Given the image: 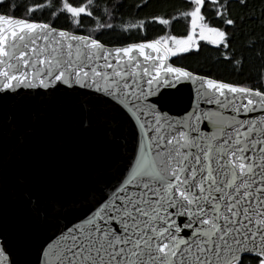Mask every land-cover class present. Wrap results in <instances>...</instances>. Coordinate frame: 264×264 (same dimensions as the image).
Masks as SVG:
<instances>
[{
	"label": "snow or ice",
	"instance_id": "snow-or-ice-1",
	"mask_svg": "<svg viewBox=\"0 0 264 264\" xmlns=\"http://www.w3.org/2000/svg\"><path fill=\"white\" fill-rule=\"evenodd\" d=\"M101 3L0 0V264H264V0L259 15L251 0L235 4L262 29L259 44L246 48L258 62L254 86L170 62L205 41L243 70V54L228 52L232 0H181L174 20L152 21L170 29L182 17L185 35L114 47L83 19H102ZM103 3L113 20L123 7ZM209 15L228 27L212 26ZM144 24L125 30L146 31ZM86 27L89 34L77 33ZM186 82L194 95L175 118L164 110L168 90ZM45 118L101 132L115 151L62 200L37 199L20 171ZM16 213L29 226L13 224L9 243L4 233ZM41 226L51 235L34 250L29 227Z\"/></svg>",
	"mask_w": 264,
	"mask_h": 264
},
{
	"label": "water",
	"instance_id": "water-1",
	"mask_svg": "<svg viewBox=\"0 0 264 264\" xmlns=\"http://www.w3.org/2000/svg\"><path fill=\"white\" fill-rule=\"evenodd\" d=\"M168 91L171 94L166 98L164 110L175 118L183 117L194 95L191 82H186L178 91ZM72 118L76 119L74 114ZM114 155L113 146L101 132L82 131L77 126L45 118L23 149L20 171L28 176L26 187L37 199L62 200L82 188L95 169L108 166ZM13 224L28 227L29 221L22 213L14 215L4 233V240L9 243L16 239ZM50 235L49 227H29V243L34 250Z\"/></svg>",
	"mask_w": 264,
	"mask_h": 264
},
{
	"label": "trees",
	"instance_id": "trees-1",
	"mask_svg": "<svg viewBox=\"0 0 264 264\" xmlns=\"http://www.w3.org/2000/svg\"><path fill=\"white\" fill-rule=\"evenodd\" d=\"M64 2L75 6L83 5L86 3V0H64ZM108 2L109 4L122 2L123 4V7L119 11H114V20L110 15L105 14L103 0L99 14L102 19L83 18L85 22L91 20V28L102 29L98 35V39L106 46L114 47L120 44L150 40L157 38L159 35H176L180 37L186 34V23L182 17L179 22H173L170 29L152 21L153 16L171 17L174 20L181 0H147V7H140L139 10H137L135 5H143L145 0H108ZM251 3L256 5V14L259 15L260 0H251ZM232 4L233 6L229 9V13L236 19L237 23L234 29H229L230 41L228 52H236L238 58L239 54H243V70L228 64L224 61L222 55L218 56L217 46L203 41L198 43V48L190 50L188 53L171 57L170 62L194 74H206L218 80H224L233 84L244 86L251 84L254 86L255 68L258 66V62L254 63L251 53L246 51V48L253 39H256L259 44V38L262 32L261 25L259 21H250L248 19V10L242 12L239 7L235 6L236 0H232ZM129 5H132V7H129ZM210 8H212L211 4L205 5L204 11L206 15H208ZM180 10L182 11L183 9ZM16 14L21 15V11L18 9ZM42 19L51 21V17H43ZM121 20L123 23L120 22ZM141 21L145 22L144 27L146 31H137L136 29H131L130 31L125 30L129 28L130 24H139ZM207 22H210L212 26L219 24L218 18L215 15H209ZM108 23L113 25V30H109L106 27ZM55 25L57 27H71L63 19L55 20ZM219 26L228 27L222 24H219ZM76 31L78 34H89L87 27L77 29ZM250 33L254 35H250ZM220 51L223 52L224 49L221 47Z\"/></svg>",
	"mask_w": 264,
	"mask_h": 264
},
{
	"label": "rangeland",
	"instance_id": "rangeland-1",
	"mask_svg": "<svg viewBox=\"0 0 264 264\" xmlns=\"http://www.w3.org/2000/svg\"><path fill=\"white\" fill-rule=\"evenodd\" d=\"M199 42H201V41H199ZM199 42H198V43H199ZM203 42H205V41H203ZM193 50H194V49H193Z\"/></svg>",
	"mask_w": 264,
	"mask_h": 264
}]
</instances>
